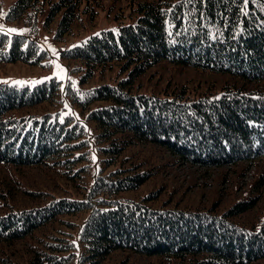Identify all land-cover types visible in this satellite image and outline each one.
Returning a JSON list of instances; mask_svg holds the SVG:
<instances>
[{
	"label": "trees",
	"instance_id": "16d2710c",
	"mask_svg": "<svg viewBox=\"0 0 264 264\" xmlns=\"http://www.w3.org/2000/svg\"><path fill=\"white\" fill-rule=\"evenodd\" d=\"M103 1L15 0L6 18L34 21L46 5L51 20L61 13L58 34L63 35L81 13L93 18ZM112 2L132 5L136 21L122 25L119 32L92 35L64 52L69 60L80 63L87 77L114 65L127 74L116 85L87 90L67 85L64 89L80 112L90 107L87 117L94 123L103 160L116 164L94 177L86 199L29 190L22 186L18 172L48 164L74 178L86 169L78 167L86 155L78 150L88 141L83 123L60 110L26 111L55 100L61 82L53 78L33 88L0 83L1 264H70L76 250L77 264H104L117 251L155 259L157 264L264 260V212L255 223L236 220L257 204L255 195L226 207L214 201L203 208L170 205V201L159 204L156 191L140 199L122 198L124 192L138 190L156 174L153 167H143L146 160L122 156L132 144L160 145L179 162L207 167L264 157V0ZM25 40L0 31V62H36L42 56L39 45L31 40L24 48ZM164 64L221 75L224 80L219 88L207 84L211 88L204 91H199V81L191 86L182 83L171 91L139 89V79ZM19 191L51 198L43 197L38 205L19 202L15 196ZM83 213L76 243L52 241L58 238L55 233L42 237L41 230L47 226ZM65 251L69 253L64 255ZM17 255L24 258L23 263L14 258ZM126 262L140 264L128 258L116 264Z\"/></svg>",
	"mask_w": 264,
	"mask_h": 264
},
{
	"label": "rangeland",
	"instance_id": "374dc122",
	"mask_svg": "<svg viewBox=\"0 0 264 264\" xmlns=\"http://www.w3.org/2000/svg\"><path fill=\"white\" fill-rule=\"evenodd\" d=\"M14 2L15 0H0V28L4 32H7L8 29H16L17 32L7 33L10 36L14 34L24 36L26 39L24 48L31 40L36 41L39 45L38 52L42 56L34 63L0 62V83L27 85L33 88L35 85L53 78L58 79L61 82V90L56 99L26 111L35 114L59 110L64 114L71 113L74 119L83 123L88 130L87 145L85 144L83 149L78 150L82 153L86 151L82 162L78 164V167L84 165L86 169H82L74 178H67L57 167L48 164L23 167L18 171L20 181L22 186L24 185L29 190L40 191L43 189L57 196L69 195L86 199L94 177L99 173H108L115 168L116 164L103 160L105 155L100 148L101 144L95 139L94 123L87 117L90 107L85 112H80L78 105L72 103L65 96L64 89L67 85H72L80 90L91 89L103 84L116 85L127 74L120 72L119 66L114 65L112 68H107L103 72L99 70L94 75L87 77L86 70L78 67L80 63L69 60L64 52L81 45L89 37L102 31L119 32L122 25L134 23L138 14L133 12V6L128 5L127 2H116L113 5L112 0H104L103 4L97 7V13L93 18L81 13L71 30L66 34L59 35L58 26L61 13L51 20L49 8L45 5L43 11L34 21L29 17L24 20H9L6 18V14ZM221 80H224L221 75L164 64L156 72H149L140 78L139 89L145 92L171 91L173 87L181 86L182 83H188V86H191L199 81L202 84L198 85L199 91H204L211 88L206 87L208 85L219 88L223 83ZM213 91L216 90L213 89ZM124 155H133L136 162L146 160L147 163L143 167H153L156 174L152 180L138 190L124 192L122 198L140 199L148 192L156 191L159 194V204L163 201H170V205L203 208L210 206L214 201L220 203L219 207H226L237 199L255 195L257 204L250 211L239 215L236 220L246 224L255 223L264 212V157L221 167H207L179 162L177 156L166 148L149 143L132 144L123 152L122 156ZM15 196L19 202L26 200L28 203L36 205L43 203V197L51 198V195L47 194L39 199L36 196L23 194L21 191L17 192ZM85 216L86 213L65 216V221H57L41 230L42 237L45 233H55L59 239L54 238L52 241L62 244L76 243L77 231ZM14 246L20 247L21 245L15 243ZM27 247L29 248V246ZM67 253L69 252H63L64 255ZM74 253L71 254L70 264H77L76 259L79 254H77V250ZM14 258L20 263L24 261L20 255ZM126 258L140 264H157L155 259H145L130 251H117L104 264H116ZM128 263L126 262V264ZM159 264L166 263L159 262ZM255 264H264V260Z\"/></svg>",
	"mask_w": 264,
	"mask_h": 264
},
{
	"label": "snow or ice",
	"instance_id": "6c2138e0",
	"mask_svg": "<svg viewBox=\"0 0 264 264\" xmlns=\"http://www.w3.org/2000/svg\"><path fill=\"white\" fill-rule=\"evenodd\" d=\"M0 31H3V29L0 28ZM7 32L8 33L17 32V30L16 29H8Z\"/></svg>",
	"mask_w": 264,
	"mask_h": 264
}]
</instances>
